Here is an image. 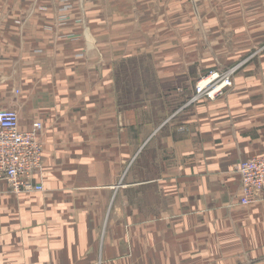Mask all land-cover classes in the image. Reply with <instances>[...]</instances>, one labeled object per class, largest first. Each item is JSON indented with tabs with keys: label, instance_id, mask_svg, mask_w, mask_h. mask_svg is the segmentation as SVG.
Here are the masks:
<instances>
[{
	"label": "crops",
	"instance_id": "crops-1",
	"mask_svg": "<svg viewBox=\"0 0 264 264\" xmlns=\"http://www.w3.org/2000/svg\"><path fill=\"white\" fill-rule=\"evenodd\" d=\"M68 1L0 0V110L40 124L44 150L41 193L0 182V264H264V194L241 205L235 172L264 155V0H156L190 27L129 98L104 66L101 2L85 29ZM229 66L223 96L187 104Z\"/></svg>",
	"mask_w": 264,
	"mask_h": 264
},
{
	"label": "rangeland",
	"instance_id": "rangeland-1",
	"mask_svg": "<svg viewBox=\"0 0 264 264\" xmlns=\"http://www.w3.org/2000/svg\"><path fill=\"white\" fill-rule=\"evenodd\" d=\"M66 1L68 0H61V2ZM70 1L73 2L72 4H75L74 0H69L68 2ZM76 1L80 2L79 6H83L84 12L82 11L83 8H80L79 14H77V18H79L75 21L80 22L79 24H82V22L83 24H86L88 19L86 17L87 15H85L87 11V0ZM99 1L102 6L100 16L102 20V44L105 53L103 58V60H105L104 66L111 68L113 63L119 64L118 74L121 75L124 97L127 96L129 98L131 95L136 94L137 91V95H144L146 93V88L144 86L146 75L145 69H150L151 64H159L161 61V54L166 53V51L167 54L169 53V57L175 59L174 56L179 49L175 47L174 31L179 27H190L189 24L191 23V20L183 19L174 21L171 15L166 17L163 16L164 11L168 9L171 11L172 6L157 5L156 0H147V6L138 8L122 7L124 6V0ZM111 1L113 2L112 5L109 3ZM137 1L136 3H138ZM110 6L112 8H109ZM142 9L144 14L141 15ZM143 15L145 17H142ZM192 25L197 27L195 21H192ZM84 28L87 29V24ZM159 42L164 46L162 53L159 48ZM143 49H152V53L148 51L147 54H144ZM145 56L150 57L151 60L149 59L146 62ZM135 80L138 81L136 84L137 87H130L129 84L131 82L133 83ZM146 105L147 103H141L140 105L127 104L125 105V111H129V109L133 107L142 109L143 107H146ZM127 116L131 118L130 115ZM127 124L128 123H126V127ZM133 138V134H129L127 136V141L133 140Z\"/></svg>",
	"mask_w": 264,
	"mask_h": 264
},
{
	"label": "built area",
	"instance_id": "built-area-1",
	"mask_svg": "<svg viewBox=\"0 0 264 264\" xmlns=\"http://www.w3.org/2000/svg\"><path fill=\"white\" fill-rule=\"evenodd\" d=\"M237 67L221 71H210L193 86L194 94L187 104L196 103L201 98L214 101L231 88ZM18 93L17 91H15ZM41 127L32 123L22 130L18 113L14 109L0 110V182H4L11 194L21 195L31 190H43L42 158L43 145L40 140ZM239 175L243 206L255 203L264 194V155L240 162L235 168Z\"/></svg>",
	"mask_w": 264,
	"mask_h": 264
}]
</instances>
